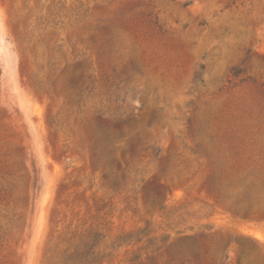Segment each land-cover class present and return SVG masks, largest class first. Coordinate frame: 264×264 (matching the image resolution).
<instances>
[{
    "label": "rangeland",
    "instance_id": "1",
    "mask_svg": "<svg viewBox=\"0 0 264 264\" xmlns=\"http://www.w3.org/2000/svg\"><path fill=\"white\" fill-rule=\"evenodd\" d=\"M0 264H264V0H0Z\"/></svg>",
    "mask_w": 264,
    "mask_h": 264
}]
</instances>
